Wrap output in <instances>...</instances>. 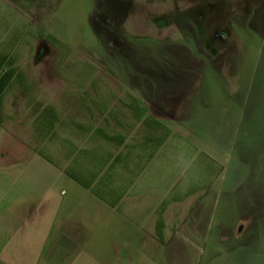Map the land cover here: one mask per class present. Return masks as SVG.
I'll list each match as a JSON object with an SVG mask.
<instances>
[{
	"label": "rangeland",
	"instance_id": "obj_1",
	"mask_svg": "<svg viewBox=\"0 0 264 264\" xmlns=\"http://www.w3.org/2000/svg\"><path fill=\"white\" fill-rule=\"evenodd\" d=\"M1 46L22 73L0 121L12 261L58 264L65 230L61 264H264V0H0ZM92 147L119 211L63 171Z\"/></svg>",
	"mask_w": 264,
	"mask_h": 264
},
{
	"label": "crops",
	"instance_id": "obj_2",
	"mask_svg": "<svg viewBox=\"0 0 264 264\" xmlns=\"http://www.w3.org/2000/svg\"><path fill=\"white\" fill-rule=\"evenodd\" d=\"M0 51H2L3 53L6 54V56H10V57H14V55H12L11 53H9V48L6 47H0ZM5 66V64H3ZM13 80L11 81V83H13ZM11 85V84H10ZM10 85L7 86L5 92L7 91V89L10 87ZM3 106V105H2ZM96 132L100 134L102 139H105L106 141L112 142V141H116V142H121L123 139V135H121L120 133H117L116 135H111L109 133H106L104 131H102V129L100 128H96ZM78 152V150H77ZM85 153L84 157H88L86 159L89 160V162L91 163L92 166H87L86 168H78V170L69 168V167H65L63 168L64 173H66L70 178H72L74 181H76L78 184H80L81 186H83L84 188L90 189V191H92L94 194H96V196H98L99 200L102 201L105 205H107L110 209H116L119 211V203L122 200V197L120 196V193L122 191H118L116 190V188L114 187V185H109L110 182H104L102 181V178L106 176L107 173L103 172L106 169V166H104L105 162L107 161V159L110 156V153H105L102 151H99L96 148H90L86 151H83ZM70 153V152H69ZM92 153L94 154L92 156ZM95 153L100 154L99 156L96 155ZM72 154V153H71ZM88 154V155H87ZM87 155V156H86ZM90 158V159H89ZM114 160H118L117 154L114 156ZM112 163L109 164V166ZM101 167H104L103 170H101V172H99V169ZM60 171V170H59ZM98 171V172H97ZM87 183V185H86ZM103 185L102 190H99V185ZM98 192V194H97ZM124 192H126V190H124ZM110 193L115 194V198H109ZM72 229V228H71ZM70 229V230H71ZM64 232V238L62 239L64 241L65 247H62L58 251L56 250V252H65L68 253L69 255L62 258L58 264H61L60 262L63 260H71L73 253L76 254L78 252V240L75 237L76 235H74V232H67V231H63ZM62 236V233H61ZM46 240V238H45ZM4 241L6 243L7 238H4ZM23 240H18V238H15V240H13V242L11 243L13 246L18 243H21ZM28 241V240H27ZM26 241V242H27ZM9 245V244H8ZM68 248V251H67ZM75 260H79L78 258L76 259V256L74 258ZM97 260H91L88 261L87 263L89 264H94ZM0 264H16V261H12V256L10 254V252L8 250H6V248L2 245H0ZM24 264H28L27 262H24ZM54 264V263H51ZM65 264H69V261H66ZM73 264H77L76 261Z\"/></svg>",
	"mask_w": 264,
	"mask_h": 264
},
{
	"label": "trees",
	"instance_id": "obj_3",
	"mask_svg": "<svg viewBox=\"0 0 264 264\" xmlns=\"http://www.w3.org/2000/svg\"><path fill=\"white\" fill-rule=\"evenodd\" d=\"M3 64H5V66ZM16 77L21 79L22 73L16 68L15 58L10 56L8 57L5 53L0 51V121L2 119V101L5 90L7 86L11 84L12 79H15ZM40 112L41 113L36 117V131L39 132V134L50 132L51 135L53 133V124L56 117L53 108L49 107L48 109H41ZM138 112L141 113L140 111ZM151 120L153 121V125H158L156 121H154L153 119ZM150 139H154V137ZM154 141V144L157 146L159 143H161L162 137L158 141H156L155 139Z\"/></svg>",
	"mask_w": 264,
	"mask_h": 264
}]
</instances>
